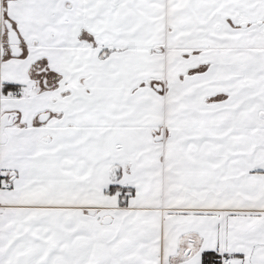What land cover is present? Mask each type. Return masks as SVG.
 Wrapping results in <instances>:
<instances>
[{
    "label": "crops",
    "instance_id": "1",
    "mask_svg": "<svg viewBox=\"0 0 264 264\" xmlns=\"http://www.w3.org/2000/svg\"><path fill=\"white\" fill-rule=\"evenodd\" d=\"M4 2L50 63L0 59V264H264V0Z\"/></svg>",
    "mask_w": 264,
    "mask_h": 264
},
{
    "label": "flooded vegetation",
    "instance_id": "2",
    "mask_svg": "<svg viewBox=\"0 0 264 264\" xmlns=\"http://www.w3.org/2000/svg\"><path fill=\"white\" fill-rule=\"evenodd\" d=\"M2 1H6V0H2ZM7 1L10 2L13 0H7ZM9 2L3 3L2 8L4 10H7V4H9ZM7 21L10 22L9 20H7ZM10 23L12 24L13 29L17 32V34L19 36V39H20L19 48L21 50L20 51L21 53L18 56H14L12 54L10 47H9V44H8V37H7V39L4 38V40H2L0 38V59H2V57L6 56V55L7 56L9 55V57L11 59H21V60H24L25 62H29L28 63L29 64L28 71L35 72L36 70H39V68L41 67V64H43V63L47 64V62H49V59L47 57H41L42 60H40V59L39 60H37V59L33 60V58H32L33 55L31 53L29 54V51H31V49L34 48L33 44H29V46H28L29 51L27 50V53H25L24 48H23L24 41H22L21 36L18 33L17 27L12 22H10ZM253 23L256 24L258 27H263L264 26L263 25L264 18L261 21L253 22ZM240 26L243 28H247L250 26V24L242 23V24H240ZM5 27H6V25H5ZM6 31L8 33L7 28H6ZM90 36H88L87 39L90 40V42L92 44L91 46L97 48L98 53L106 52L107 49H110L108 46L107 47L106 46H99V44L95 40H93ZM8 52H9V54H7ZM44 68H47V67L44 65ZM53 73H55L54 74V78H55L54 80L60 81V78H62V73L57 72L55 70H53ZM21 91H22L21 87H15V86H12V87L7 86L4 89L5 93L12 92L17 97L20 96ZM50 113H52V112L48 111L47 114H50ZM6 115H8V118H4ZM11 116H14L13 123L11 125L5 126L3 133L0 134V157H3L2 155H4L7 152V146H8L7 144L9 143V139H10V135H11V133L9 131L10 128L15 127L17 125V126H19L20 130H25L26 128H28V125H30L31 120H32L29 117H27L25 111H23V110H10V111L4 112L0 116V119H2L4 123H8L11 120ZM42 139H43V142H46L49 139V136L44 135V136H42ZM3 140H4V142H2ZM24 173H26L25 170H20V171H17L15 169L0 170V196L3 194H7L8 192L13 191L15 188L21 186L17 183L22 180V176L24 175ZM113 174H114V178L117 182L119 180V174H120V170H119L118 166L116 167L115 170H113ZM3 184L5 186H2ZM15 208H18V207L10 204L9 209L8 208L7 209L8 210H14ZM82 208L85 211H90V212L95 210L96 214H99L102 211L103 212L110 211V208H108L106 206H102V204L100 202H97V201L87 202L86 205ZM90 212H88V213L90 214ZM96 257H99V260H98L99 262H101V263L104 262V256H103L102 250L101 251H100V249L97 250ZM101 259H103V261Z\"/></svg>",
    "mask_w": 264,
    "mask_h": 264
},
{
    "label": "water",
    "instance_id": "3",
    "mask_svg": "<svg viewBox=\"0 0 264 264\" xmlns=\"http://www.w3.org/2000/svg\"><path fill=\"white\" fill-rule=\"evenodd\" d=\"M5 25L8 30L7 37H8V44H9L10 50L14 56H18L21 53L20 52L21 50L19 48V45H20L19 36L17 32L13 29L12 24L10 22H6ZM4 118H8V115H6ZM13 119H14V116H11V120L8 123H4L3 120L0 119V134L3 133L5 126L11 125L13 123ZM155 139L156 141H160L163 139V136L157 137ZM2 142H4V140ZM90 214L95 215L96 214L95 210L90 212ZM105 222H109V219L108 220L105 219ZM101 260L103 261V259Z\"/></svg>",
    "mask_w": 264,
    "mask_h": 264
},
{
    "label": "rangeland",
    "instance_id": "4",
    "mask_svg": "<svg viewBox=\"0 0 264 264\" xmlns=\"http://www.w3.org/2000/svg\"><path fill=\"white\" fill-rule=\"evenodd\" d=\"M25 53H27V50L25 51ZM37 71H39V70H36L35 72H33L34 75H36ZM52 79L54 80L55 78H52ZM2 186H5V185L3 184ZM9 205H10V202H6V200L3 197L0 196V214L2 216H5L6 215L4 212L9 211L8 210L9 209ZM105 212H107V211H105Z\"/></svg>",
    "mask_w": 264,
    "mask_h": 264
},
{
    "label": "built area",
    "instance_id": "5",
    "mask_svg": "<svg viewBox=\"0 0 264 264\" xmlns=\"http://www.w3.org/2000/svg\"><path fill=\"white\" fill-rule=\"evenodd\" d=\"M219 264H233L232 258L228 256H222L218 259Z\"/></svg>",
    "mask_w": 264,
    "mask_h": 264
},
{
    "label": "trees",
    "instance_id": "6",
    "mask_svg": "<svg viewBox=\"0 0 264 264\" xmlns=\"http://www.w3.org/2000/svg\"><path fill=\"white\" fill-rule=\"evenodd\" d=\"M8 90V89H7ZM113 188V187H112ZM112 188H110V189H112Z\"/></svg>",
    "mask_w": 264,
    "mask_h": 264
}]
</instances>
